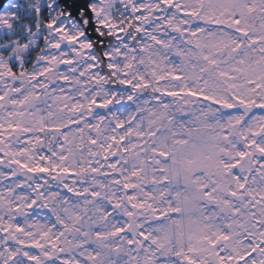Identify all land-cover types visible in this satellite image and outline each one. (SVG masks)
I'll return each instance as SVG.
<instances>
[{"label": "snow or ice", "instance_id": "1", "mask_svg": "<svg viewBox=\"0 0 264 264\" xmlns=\"http://www.w3.org/2000/svg\"><path fill=\"white\" fill-rule=\"evenodd\" d=\"M0 264H264V0H0Z\"/></svg>", "mask_w": 264, "mask_h": 264}]
</instances>
